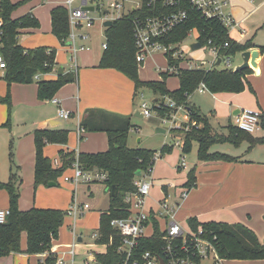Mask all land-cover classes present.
Returning <instances> with one entry per match:
<instances>
[{
	"label": "crops",
	"instance_id": "0c3cea01",
	"mask_svg": "<svg viewBox=\"0 0 264 264\" xmlns=\"http://www.w3.org/2000/svg\"><path fill=\"white\" fill-rule=\"evenodd\" d=\"M12 1L17 3L22 0ZM33 1L35 0H30L21 5L13 13V17L20 18L23 15L32 14L39 20L38 11L48 5L51 21V10L63 4V2L60 3L58 0H41L36 4H33ZM30 3L31 5L29 6ZM255 3L256 0H230V13L240 26V28L232 32L233 39L241 42L242 38L250 34V25L255 24V20L251 21L249 15L254 9L251 12H247V8L250 10ZM262 4H264V0H261L256 7ZM261 22L263 23L262 28H264V19H261ZM39 27L23 29V34H21L25 38L27 37L26 40L31 39L32 34ZM243 30H245V33L241 34ZM260 30L256 31V36ZM51 37L46 41L44 36H40L39 41L31 42L29 46H25V44L20 42L19 44L29 49L40 46L56 49V67L52 72L42 74V79H57L60 76V67H63L61 75L74 74L76 79L64 84L53 99L41 100L39 98L38 81L12 83L10 85L12 105L11 109H9V106L1 101V98L8 93L9 85L4 79L5 71H0V182H8L11 178V172L17 175L20 190L19 208L24 211L32 207L67 211L75 198L80 203H83L79 200V193L83 192L85 195L95 197L99 189L105 194V190L108 192L107 186L103 183L95 182L76 186L72 182L65 181L63 175L58 178V182H54L55 185L53 186H49V184L36 186V130H67L69 132L66 144L48 143L44 148V154L54 164L56 158H61V150L65 152L97 153L104 152L106 148L109 149L107 147L109 137L106 131H90L83 125L87 115H90L91 119L95 121L105 116L109 120H112L115 115L130 117L131 124L132 116H143L138 108L139 104L135 100L137 91L134 81L132 82L130 77L114 68L99 67L105 49L103 48L104 43L101 45L102 48L97 44L92 48L81 43L82 40L79 39L76 45L78 47L85 45L89 49L78 50L76 54H73L72 44L68 45L69 40L63 44L53 33ZM262 40L264 41V39ZM260 47H264V45L254 44V49L259 50V55L254 59L252 58L251 71L246 75L247 86L244 91L212 93L207 90L211 93L214 100V109L212 114L206 116L209 118L213 128L219 133H229L228 126L230 124L234 125V116L239 110L248 108L259 110L260 112L264 111V51H261ZM241 53L239 52L232 57L233 65L234 57L237 55L241 57L240 60H237L234 68L243 63ZM155 54L151 55L152 59ZM166 63L168 65V60ZM158 69L163 74L167 68L159 67L158 65ZM159 80H163L162 75ZM145 90L153 92L146 87L138 89L139 93L142 92L143 96L142 94L141 96L143 98L146 96L144 95ZM195 92L189 98L191 103H193L192 96ZM156 98L157 95L153 96L152 101H155ZM54 99H57L58 103H55ZM60 108L69 111L71 113L70 117H60ZM90 110L94 111V113L88 114ZM97 111H101V114L104 112V114L99 117V112ZM179 111L177 116H179ZM212 118L217 120L218 125L212 122ZM221 120H229V123L222 125ZM81 126L84 130L79 133ZM158 128L162 130L160 132L157 131L158 133H167L166 129ZM252 135L261 137L264 135V130L261 128ZM180 139L184 142V138ZM193 142L198 144L197 155L194 156V161H192L194 163H191L189 168L187 167L188 165L185 167L180 166L182 147L180 150H175L173 145H164L171 147L172 150L162 154L153 169L154 186L146 202V208L151 212L152 216L150 222L146 225L148 231L145 229V236L151 237L154 234L155 221L158 222L161 232L166 229L170 217L167 213H158L162 200L166 198L169 204L174 207L171 214L172 217L177 220V215H179L182 218L181 220L186 222L184 224L183 221H177L184 226H188V221L192 218H196L200 222L242 223L254 230L259 240L264 242V144L252 147L249 141H243L239 145L225 142L215 143L210 147L211 153H224L236 158L229 161L201 160L198 156L200 144L198 141ZM218 145L223 147L218 148ZM66 173L71 174L72 170H67ZM191 174L194 175L195 185L189 188L187 183ZM61 181L64 182V190L68 194L60 198L56 197L55 192L51 191L50 188L59 186ZM185 189H188V193L186 197L182 198L181 194ZM71 193H73L72 197ZM107 194L111 196L110 192ZM9 207V193L6 189L0 188V208L6 209ZM109 208L110 199L106 207L96 210L98 223L97 227H94L95 230L92 231V234L99 232L101 215ZM90 210L91 206L86 213ZM85 214L79 216H86ZM90 214H94V212ZM68 218L72 219V217L66 216L64 224L60 228L59 236L53 241L50 252L36 254L15 252L0 257V264H52L51 258L54 257L56 259L60 255L70 260L69 250L73 246L75 236L71 222L68 224L69 231L65 230L67 226L65 222ZM75 226L77 244L75 246L74 264L76 262L84 264L91 252L94 253L96 259L98 254L107 252V246L97 243L96 239L91 237L92 234L89 236L85 230L77 231L82 226L78 221ZM88 236L89 238H87ZM79 238L82 240L80 241ZM85 246H87V249H85ZM21 248L23 251L27 248L26 232L22 233ZM204 261L205 259H202L200 264H205L203 263ZM207 264H215L214 259ZM222 264H264V259H224Z\"/></svg>",
	"mask_w": 264,
	"mask_h": 264
},
{
	"label": "trees",
	"instance_id": "16d2710c",
	"mask_svg": "<svg viewBox=\"0 0 264 264\" xmlns=\"http://www.w3.org/2000/svg\"><path fill=\"white\" fill-rule=\"evenodd\" d=\"M30 0H22L14 3L12 0H2L3 15L5 18V34L0 52L3 54L7 68L4 79L9 85V91L1 101L11 109L10 85L12 83H31L38 81V96L41 100L53 99L59 89L66 83L74 81V74L60 75L55 80L35 79L38 73H50L56 67V49L40 46L34 49L25 48L19 44L18 37L23 29L38 28L39 20L32 14L14 18L13 13L24 3ZM191 20L175 29L170 37L171 42L183 40L188 31L197 26L201 29L200 40L204 43L212 39L215 44L228 43L223 53L234 56L246 50L254 49L251 43L242 44L228 36L225 27L218 21H207L198 14ZM52 33L65 44L71 32L69 12L63 5H58L51 10ZM107 47L104 49L99 67L114 68L128 77L134 83L136 90L146 87L153 91L157 98L155 102L165 96L172 98L177 105L184 106L190 113V120L201 123L185 131L184 151L189 152L193 141L200 144L198 156L201 160H235L233 156L224 153H211L210 147L215 143L231 142L239 145L243 141H249L250 146L264 144V135L255 137L251 133L239 129L230 124L229 133L223 134L216 131L206 115L193 105L189 98L197 90L199 85L205 83L207 90L218 92H242L246 89V75L251 68L236 72L226 68H216L212 71L203 69H181L178 74H162L163 80L144 81L139 78V64L136 60V48L133 38V23L130 16L121 17L113 21L105 30ZM264 51V47H260ZM259 55V52H258ZM172 64L177 61L171 62ZM178 76L180 86L176 90H170L166 85L169 76ZM251 88V87H250ZM155 110L162 114L170 112L168 106L154 105ZM99 112V117L104 114ZM93 114L90 110L88 114ZM101 114V115H100ZM108 117H100L92 120L90 115L84 119L83 125L90 131H106L109 137V149L97 153H79L81 165L86 169L97 168L108 173L107 189L112 192V187L119 188L117 196L111 193L110 208L102 213L99 237L96 242L107 246V252L97 255V261L102 264H119L123 260L122 254L117 249L122 244V235L116 230L111 221L114 218H127L130 215L129 205L125 197L129 192L135 191L134 180L138 172L146 171L153 165L156 150L146 148H131L128 145V137L132 124L130 117L115 115L112 120ZM82 125V126H83ZM260 125L264 130V111L261 112ZM81 126V127H82ZM83 128V127H82ZM84 129V128H83ZM69 132L67 130L38 129L35 131L36 165L35 185H48L58 182V178L71 166L76 153L73 151H60L62 165L54 167L52 160L44 154V148L48 143L66 144ZM171 147L164 146L161 153L170 152ZM8 182H0V188L9 193L11 213L6 223L0 224V257L15 252L36 254L50 252L53 241L59 236L61 226L64 224L67 211L54 208L32 207L28 210H20V190L18 178L11 172ZM188 187L195 185L194 175H190ZM188 226L194 230H202L204 236L209 239L220 259L255 260L264 259V242H261L254 230L242 223H227L218 221L200 222L196 218L188 221ZM27 233V248H21L22 233ZM165 234L161 232L158 222L155 221V232L151 237H142L136 249L138 253L146 250L160 253L165 245ZM55 258H51L54 263Z\"/></svg>",
	"mask_w": 264,
	"mask_h": 264
},
{
	"label": "built area",
	"instance_id": "2783aa9c",
	"mask_svg": "<svg viewBox=\"0 0 264 264\" xmlns=\"http://www.w3.org/2000/svg\"><path fill=\"white\" fill-rule=\"evenodd\" d=\"M79 3L77 4V2ZM69 12V21L71 32L69 41L72 42L71 48L73 54L78 50L89 49L87 46H77L78 39L86 40L89 34H78L77 31L82 29L85 25L91 27L95 19L91 17L94 10L101 8L105 13V20H116L121 17L130 16L133 23V38L136 48V60L138 64L146 61L148 56L155 53H161L166 56L168 60V67L166 72L168 74H178L181 69H203L205 71H212L219 68L221 64H225L226 69L233 70L232 57L223 53V50L228 46V43L215 44L212 39L207 42L200 40L201 29L195 26L191 28L187 36L179 42H171L170 37L175 29L191 20L192 17L198 14L204 20L218 21L226 29L229 37L232 38V32L240 28L239 23L234 19L230 13V0H107V5L104 6L100 0H64L62 4ZM106 7V8H105ZM107 11V12H105ZM110 11H115L113 18H109ZM239 31V30H238ZM193 33H196L194 40L189 44L188 48L191 52L207 48L210 53V59H200L195 61L188 59L183 49L182 44L188 37L192 38ZM245 30L241 31L244 34ZM5 34V18L3 15V3L0 0V47L3 45V37ZM233 39V38H232ZM200 42L201 47L192 50L193 43ZM107 47V41L104 42L103 48ZM177 61L178 64L171 62ZM221 63L218 64V61ZM185 64V66H183ZM7 62L0 52V71H5ZM220 69V68H219ZM42 73L35 75V79L39 80ZM199 91L207 90L205 83H201L197 88ZM143 96V94H142ZM58 103L57 99L53 100ZM165 105L171 108L170 112L165 114L155 110L154 105ZM185 108L170 98L165 96L162 100L152 101L148 103L144 101L141 104L140 112L143 116L150 117L153 113H157L163 120V124H171L170 131L189 130L193 126H199L196 121L180 122L177 113L179 110ZM71 113L63 108L59 109V116L62 118H69ZM261 112L253 109H242L234 116V125L239 129L248 133L254 134L261 129L260 125ZM84 129L80 127L79 133ZM178 139L177 143L182 146L184 151V142ZM76 157L70 167L63 173L65 181L72 182L76 186L79 184H91L95 182L106 185L108 180V173L106 171L93 168H84L79 160V152H75ZM161 151L154 154V163L146 171H141L134 180L135 191L129 192L125 197V202L129 205L130 215L127 218H114L111 221L112 226L122 235V244L118 247V253L122 254L123 260L119 264H161V260L165 264H200L202 259H214L215 264H222L223 259L217 257V252L214 244L207 239L202 230L194 231L189 226H184L172 217V210L174 209L168 202V199L162 200L160 210L158 213H167L170 220L164 230L165 245L160 253L146 250L138 253L136 249L139 244V239L145 237V229L148 222L151 220V212L146 208L147 198L154 186L153 169L161 158ZM55 167L62 165L61 158L54 160ZM180 166H186L185 156L182 154ZM67 170H72L71 174H67ZM188 189L182 191V198L186 197ZM90 209L89 203H80L75 198L67 210V216L74 220L79 215H84ZM11 210L9 208H0V224L6 223ZM75 240L72 248L69 250L71 259L68 260L64 256H57L52 264H74L75 246L77 244V233L75 223L72 228ZM93 239L99 237L98 233L91 235ZM84 264H99L94 253H89L84 261Z\"/></svg>",
	"mask_w": 264,
	"mask_h": 264
},
{
	"label": "rangeland",
	"instance_id": "374dc122",
	"mask_svg": "<svg viewBox=\"0 0 264 264\" xmlns=\"http://www.w3.org/2000/svg\"><path fill=\"white\" fill-rule=\"evenodd\" d=\"M15 1H19V0H15ZM41 0H35L33 1V4L38 3ZM48 1V0H47ZM46 1V2H47ZM60 3H62L64 0H58ZM261 0H256V3L252 5V7L250 8V10H248L247 8V12H251V10L254 9V11L251 12V14L249 15L250 20H255V24H251L250 25V34H248L247 36H245L244 38H242L241 42L242 44H246V43H251V44H255V45H264V41L262 39H264V28H262L263 23L261 22V19H264V4L259 5L258 7H256V5H258V3ZM100 2L106 6L107 5V0H100ZM79 3V1L77 2V4ZM31 5V3L29 4V6ZM106 8V7H105ZM246 9V8H245ZM246 13V12H245ZM116 12L115 11H110L109 14V18H113V16H115ZM247 15V14H246ZM235 18L237 19L236 14L234 13ZM91 17L95 19L94 24L91 27H87L86 25L82 28L79 29L77 31L78 34H90V37L86 40H82L81 43L88 45L90 47H94V45H99L102 48V43H104L106 41V27L104 26V22L105 20V13L103 12V10L101 8H97L95 10H93L91 12ZM38 18L40 20V27L39 29H37L34 34H32L31 39L26 40L25 36H23L22 34L19 35V42L25 44V46H29V43L31 42H35L36 40L39 41L40 36H44V38H46V41H48L50 38H52V33H51V21H50V13H49V6L45 5L44 8H41L38 11ZM258 29H261L259 31V34L256 36V31ZM30 36V35H29ZM196 36V33H193L192 38L188 37L187 40L183 41L182 47L183 49H185L184 54L188 59H193L195 61H198L200 59H205L208 60L210 59V53L207 50V48L201 49V50H197L194 52H191L190 49L188 48L189 44L194 40ZM79 40V39H78ZM81 40V39H80ZM238 58V59H237ZM240 56H236L234 57V65L236 64L237 60H240ZM155 60V61H154ZM167 58L166 56L161 55V53H156L153 56V59L151 56H148L146 61L142 64H139V78L141 80L144 81H154V80H159L161 77V72L158 69V65L159 67H163V68H167L168 65L166 63ZM225 67V64H221L219 66V68H223ZM165 70V69H163ZM163 77V76H162ZM133 82V80H132ZM166 84L167 87L171 90H175L178 89L180 86V82H179V77L178 76H169L166 80ZM136 103H138L139 105V109L141 108V104L144 101H147L148 103L152 102V98L153 96H155L153 94V92H150L149 90H145L144 91V95L145 98H143L141 96L142 92H138V90H136ZM193 99V105H195L201 112L202 115H210L213 112L214 109V100L212 98V95L210 92H208L207 90L205 92H199L196 91L195 94L192 96ZM190 120V113L186 108H183L179 111V116H178V120L180 122H187ZM131 121H132V129L129 133V137H128V145L131 148H146V149H150V150H156V151H160L161 148L165 145H173V148L175 150H180L182 146L179 147L177 143L178 141V137L180 138H184L185 137V130H178L175 129L173 130V132L170 131V127L171 124H163V120L162 118L157 114V113H153L152 116L147 117V116H132L131 117ZM212 122L218 125L217 120H215V118H212ZM229 123V120H221V124L222 125H227ZM198 124L200 125L201 123L198 122ZM201 126V125H200ZM158 127H162L164 129L167 130V133L163 134V133H158L157 132V128ZM140 139V140H139ZM107 147H109V142L107 141ZM197 142H193V146L191 148V150L188 153H183L182 154L185 156V162L186 165H188L187 167L189 168L191 166V163L193 164L194 162V156L197 155ZM223 146L218 145V148H222ZM108 148H106L107 150ZM105 150V151H106ZM15 170H16V165L14 166ZM187 171V170H186ZM75 187V185H73ZM64 182L61 181L59 186H55L50 188L51 191L55 192V196L56 197H62L65 194H68L67 192H65L64 190ZM106 191L102 192V190H98L97 194L95 195V197H91L89 195H85L83 192L79 193V200L83 203H89L91 206V210L86 213V216H79L77 218V220H74L73 218H68L66 219L65 225L66 228L65 230H68V224L71 222V225L76 223L78 221V223H80V228H78L77 231H82L85 230L87 234H89V236L92 234V231H94V227H97V223H98V219L96 217V210L99 209H103V207H106L109 204V199L110 196L107 194L109 192ZM71 193V197H72ZM71 200V199H70ZM94 212V214H90ZM182 218H180L179 215H177V220L178 221H183V223L185 224V220H181ZM73 228V227H72ZM88 228V229H86ZM69 231V230H68ZM88 231V232H87ZM146 231H148V228L146 229ZM89 236L87 238H89ZM92 240V239H90ZM90 248V247H88ZM85 249H87V246H85ZM213 259V257L211 256L210 259L207 258L205 259V261L203 263L207 264V263H211V260ZM76 264H80L79 262H76Z\"/></svg>",
	"mask_w": 264,
	"mask_h": 264
},
{
	"label": "water",
	"instance_id": "95a60500",
	"mask_svg": "<svg viewBox=\"0 0 264 264\" xmlns=\"http://www.w3.org/2000/svg\"><path fill=\"white\" fill-rule=\"evenodd\" d=\"M90 9L91 10H94V7H90ZM105 12H107V11H105ZM113 24V21L112 20H106L105 22H104V26L107 28V27H110L111 25ZM72 44V42H68V45H71ZM191 47H192V50H196V49H198V48H200L201 47V43L200 42H196V43H193L192 45H191ZM258 55V52L257 51H251V50H246V51H243L242 53H241V56H242V59H243V63L241 64V65H238V66H236L235 68H234V71H236V72H239V71H242V70H245V69H248V68H251V63H252V58L254 59L256 56ZM221 63V60H219L218 61V64H220ZM63 73V67H60L59 68V74L61 75ZM239 112H240V110H239ZM238 112V113H239ZM237 113V114H238ZM139 115V114H138ZM157 131H162V130H160V128H158V130ZM137 175H140V172H138V174ZM53 185H55V183H53V182H51V183H49V186H53ZM118 192H119V188L116 186V185H114L113 187H112V195L115 197V196H117L118 195ZM79 240L81 241L82 239L81 238H79ZM161 264H165L162 260H161Z\"/></svg>",
	"mask_w": 264,
	"mask_h": 264
}]
</instances>
